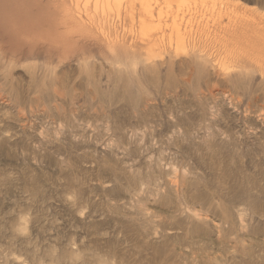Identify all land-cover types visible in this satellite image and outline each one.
Wrapping results in <instances>:
<instances>
[{
	"label": "rangeland",
	"instance_id": "obj_1",
	"mask_svg": "<svg viewBox=\"0 0 264 264\" xmlns=\"http://www.w3.org/2000/svg\"><path fill=\"white\" fill-rule=\"evenodd\" d=\"M58 1L0 0V264H264V0Z\"/></svg>",
	"mask_w": 264,
	"mask_h": 264
},
{
	"label": "bare ground",
	"instance_id": "obj_2",
	"mask_svg": "<svg viewBox=\"0 0 264 264\" xmlns=\"http://www.w3.org/2000/svg\"><path fill=\"white\" fill-rule=\"evenodd\" d=\"M40 1L41 0H34V3L38 5L40 3ZM95 1H97V3L102 6L103 10H105V11L107 10V12H111L113 10H117V11L120 12L123 3L126 2V0H95ZM153 1L154 0H130V5H128L126 7V10H127V12L134 11L135 6L139 5V7L142 10V12H144L145 14H150L152 12V10H153V3H152ZM58 2L59 3H57L55 5V8L63 16L64 21L61 24L63 25V27L68 29L69 36L70 35L74 36V34H76L78 37H80L82 39L83 38L87 39L92 34V29L87 27L86 25H83V24H81V26L75 25V24H73V19H72L73 13H75L78 17H80V15H78V14H79L80 6L82 4L80 5V3L77 1V2H75L74 7L70 8V6H68L67 0H59ZM181 2H185V0H181ZM160 6L161 5H159V7ZM155 7H157V6L155 5ZM161 9L162 8H160V10ZM83 12H85V11L83 10ZM26 13L27 12H23L22 13L23 16H25ZM25 20H27V19H25ZM145 23H146V21H143V25H145ZM0 24H1V22H0ZM29 24H30V26L33 29H36L37 35H39L38 39L39 40H45L50 46H52V49H54V50L61 49L64 52H66L67 49L71 48V45L69 44L68 34L66 36L63 33L59 34V33H57V30L56 31H53V30L43 31L41 24H37V21H35L32 17L30 18ZM0 27L2 29L4 28L3 25H0ZM143 30H144V28L142 27V32H143ZM101 33H102V31L100 32V34ZM235 35H236V33H234L232 35V37H234ZM154 37H156V36H154ZM261 38L264 39V35ZM31 40L37 41V39H35L34 36L32 37ZM141 44L145 45L146 42L143 41V42H141ZM148 45L151 47L149 49V52L151 54V59H152L153 48H157V49L163 48V46H162V38L161 37L153 38V39L149 38ZM135 46H137V44H135ZM190 46H191V52L190 53H192L193 55H198V54H200L201 56L205 55V50L201 51V46L198 43L193 41L190 44ZM181 49H182V47L180 46V40H178L176 48L173 51H172V49L169 48V49L163 50L161 54L173 55L176 52H178V50H181ZM188 56H189V54H187L186 58ZM185 61L187 62L188 60H184V62ZM180 62H181V60H180ZM185 65H187V64H185Z\"/></svg>",
	"mask_w": 264,
	"mask_h": 264
}]
</instances>
